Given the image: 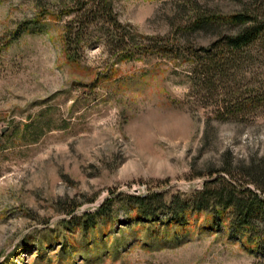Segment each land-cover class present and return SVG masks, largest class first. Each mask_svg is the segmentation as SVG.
Here are the masks:
<instances>
[{"label": "rangeland", "instance_id": "obj_1", "mask_svg": "<svg viewBox=\"0 0 264 264\" xmlns=\"http://www.w3.org/2000/svg\"><path fill=\"white\" fill-rule=\"evenodd\" d=\"M70 5L0 0V264H264V245L220 209L170 223L129 202L151 192L169 202L224 169L262 176L264 43L216 90L196 86V63L239 31L231 16L264 20V0H117L150 49L123 62L102 42L68 58ZM199 20L215 23L198 30Z\"/></svg>", "mask_w": 264, "mask_h": 264}, {"label": "trees", "instance_id": "obj_2", "mask_svg": "<svg viewBox=\"0 0 264 264\" xmlns=\"http://www.w3.org/2000/svg\"><path fill=\"white\" fill-rule=\"evenodd\" d=\"M116 1L70 0L71 5L64 14L73 18L65 25L63 37L70 60L78 61V56L86 48L95 47L100 42L104 47L109 48L118 62L133 59L136 51L150 50L138 44L136 35L127 25L120 22L115 7ZM229 19L230 23L239 26L240 29L236 34L219 40V43L213 47L203 49L204 57L197 56L196 73L199 78L196 86L200 85L210 91L216 90L218 81L227 79L231 76L232 70L241 67L243 64L241 56L246 49H250L258 41L264 43V20L260 19L258 14L239 13ZM214 23V21L199 20L194 28L199 30ZM157 50L156 52L164 55L169 53L168 45L158 46ZM259 98L263 99L264 96L257 97V100ZM244 104L236 105L234 111L242 112ZM228 166H231V162H228ZM222 172L229 173L227 169ZM222 172H211L202 189L189 195L174 197L169 202L165 200L164 194L156 192L130 197L129 202L135 206L140 217L151 219L163 212L170 223L176 222L192 211L216 213L215 211L220 209L230 215V223L236 232L246 234L245 236L249 234L258 244L264 245V172L262 176L261 171H257L259 176L255 175L256 172L245 173L244 175L249 178L248 182L229 179L221 175ZM250 184L261 191L263 197L250 188ZM110 202L106 201L95 216H107L110 213L111 207H108ZM92 216L94 215H86V217ZM251 242L250 240V244Z\"/></svg>", "mask_w": 264, "mask_h": 264}]
</instances>
